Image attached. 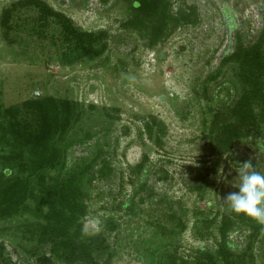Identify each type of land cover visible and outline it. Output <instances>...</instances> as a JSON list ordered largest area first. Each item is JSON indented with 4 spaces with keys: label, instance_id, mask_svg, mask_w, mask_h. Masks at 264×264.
<instances>
[{
    "label": "rangeland",
    "instance_id": "374dc122",
    "mask_svg": "<svg viewBox=\"0 0 264 264\" xmlns=\"http://www.w3.org/2000/svg\"><path fill=\"white\" fill-rule=\"evenodd\" d=\"M18 1L22 0H0V16ZM40 1L64 16L74 29L107 35L103 55L63 65L61 58L69 46L61 42L62 28L56 19H42L37 9L24 8L13 14L8 39L3 38L0 28V109L43 97L67 99L78 105L82 113L64 144L67 152L62 178L64 173L82 170L101 152L82 183L87 201L84 233L98 234L105 219L112 215L119 218L116 230L104 232L117 251L113 264H140V251H149L148 263L150 252L172 254L176 250L177 257H185L189 248L214 247L220 240L221 217L230 213L223 198L237 190L239 164L251 160L264 172V132L256 139L257 146L240 141L224 155L211 154L205 127L210 120L208 106L218 100L204 99L202 88L225 55L238 44H254L264 33V0H171L173 13L190 7L198 19L172 31L152 48L138 30L123 27L132 16L131 0ZM233 66L225 65L216 81L209 83L213 98L220 102L229 101L226 91L234 80ZM106 114L113 119L108 120ZM152 119L164 126L165 132L160 135L163 148L145 133L144 123ZM83 129L97 130L96 135L85 140L80 137ZM145 154L148 164L144 170L148 175L136 176L132 169ZM214 157L220 159L214 176H208L202 191H193L194 174L189 175L187 167L214 166ZM104 163L111 173L101 178L97 172L103 170ZM3 168L0 165V175ZM165 173L166 179L161 180L159 176ZM140 180H147V191L151 190L161 204L136 203L146 195L141 192L134 198ZM132 198L140 210L139 219L123 223L128 215L117 206ZM169 206L177 211L181 206L185 212L182 221L186 229L174 239L156 228L168 226L163 216ZM152 208L156 210L151 212ZM26 212L13 222L0 224V245L11 264L34 262L23 251L31 247L12 231V225L30 218ZM236 229L229 233L230 241L245 245L246 227ZM260 239L261 250L257 246ZM253 244V257L242 264H264V236ZM42 251L48 253L45 247Z\"/></svg>",
    "mask_w": 264,
    "mask_h": 264
},
{
    "label": "trees",
    "instance_id": "16d2710c",
    "mask_svg": "<svg viewBox=\"0 0 264 264\" xmlns=\"http://www.w3.org/2000/svg\"><path fill=\"white\" fill-rule=\"evenodd\" d=\"M132 16L123 27L132 31H139L143 38H147L148 47L152 48L172 31L180 27L196 23L198 15L195 10H172L171 0H131ZM134 3L138 6L135 7ZM35 8L42 19L51 17L58 21L62 28V41L69 46L63 53L61 64L73 65L82 59L101 56L107 49L106 34L82 32L74 29L70 22L61 14L53 12L40 0H22L12 4L2 11L0 28L3 38L8 39L11 30V19L18 9ZM142 32V33H140ZM233 63L234 80L230 81L232 87L226 94L227 103L213 98V88L210 82L216 81L221 69ZM203 98L207 101L218 100V103L208 106L210 120L207 131L210 138L211 154L224 155L231 151L240 141L252 143L257 146L256 139L264 132V33L258 37L254 44L243 46L238 44L235 49L225 55L219 63L215 73L205 80L202 88ZM219 94V93H218ZM210 97L212 99H210ZM82 111L78 105L67 99L56 100L51 97L32 98L19 107L0 109V165L4 166L0 175V224L13 222V218L24 216L28 211L29 217L12 225L9 230L16 231L17 239L28 243L31 248L23 249L24 253L33 258V264H113L117 251L109 245L105 238L106 231H114L118 227L117 216L105 219L98 234L89 236L83 231V219L87 211L85 193L82 183L86 174L91 173L93 163L82 168L75 174L63 173L64 158L67 152L65 144L68 134L79 121ZM108 120L111 115H105ZM106 121V120H105ZM107 126V124H105ZM145 133L155 145L163 148L160 135L164 134V126L151 122L144 123ZM157 129L154 131V129ZM97 130L83 129L80 137L92 139ZM256 142V143H255ZM106 144V143H105ZM100 149V148H99ZM98 151V149H97ZM211 167L189 166L186 172L193 175V191H202L208 176H214L215 164H219L214 157ZM145 154L141 163L132 169L134 175L147 174L144 170L148 163ZM12 164H15L13 167ZM105 165V166H104ZM103 170L97 172L99 177H107L111 169L104 163ZM257 171H260L254 165ZM53 171H59L52 175ZM143 171V172H142ZM261 172V171H260ZM15 173V175H14ZM165 175L159 178L166 179ZM147 178V177H146ZM92 178L89 179L91 181ZM147 180L137 183L134 198L141 192L137 204L151 201L150 204H161L151 190L147 191ZM134 199L128 200L117 207L123 209L128 215L123 223H133L140 210ZM156 207V205L154 206ZM155 211V208H152ZM184 208L179 206L178 211L169 206L163 219H167V227L156 226L174 239L186 229L182 221ZM152 217L151 215H149ZM148 216V219H149ZM219 237L214 247L209 245L189 248V255L177 257V251L169 254L149 253L140 251V264H242L247 258L251 259L252 249L256 248L253 242L264 236V224L257 223L243 215L230 211L221 217ZM245 226L248 234L245 245H236L229 239V233ZM168 228V229H167ZM5 231V229H4ZM13 233V232H12ZM259 242V241H258ZM258 248H262L261 239ZM47 248V252L42 248ZM22 248V247H20ZM140 250V249H139ZM0 245V264H11L3 253ZM15 251V250H14ZM48 254V256L46 255ZM58 261V262H56Z\"/></svg>",
    "mask_w": 264,
    "mask_h": 264
},
{
    "label": "clouds",
    "instance_id": "9594fccd",
    "mask_svg": "<svg viewBox=\"0 0 264 264\" xmlns=\"http://www.w3.org/2000/svg\"><path fill=\"white\" fill-rule=\"evenodd\" d=\"M239 165L237 190L223 200L232 213L264 224V172L257 171L251 160Z\"/></svg>",
    "mask_w": 264,
    "mask_h": 264
},
{
    "label": "water",
    "instance_id": "95a60500",
    "mask_svg": "<svg viewBox=\"0 0 264 264\" xmlns=\"http://www.w3.org/2000/svg\"><path fill=\"white\" fill-rule=\"evenodd\" d=\"M134 6H137L136 4Z\"/></svg>",
    "mask_w": 264,
    "mask_h": 264
}]
</instances>
